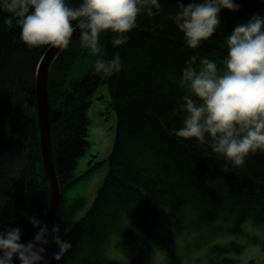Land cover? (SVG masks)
<instances>
[{
	"label": "trees",
	"instance_id": "obj_1",
	"mask_svg": "<svg viewBox=\"0 0 264 264\" xmlns=\"http://www.w3.org/2000/svg\"><path fill=\"white\" fill-rule=\"evenodd\" d=\"M69 2L75 6L79 0ZM161 3L163 10L159 15L149 17L142 12L137 16V25L123 45H112L114 34L110 31L100 34L103 57L118 55L122 59L123 67L118 73L105 77L94 72L93 64L70 86L64 83L58 92L59 85L52 90L58 83L56 79L68 68L72 54L77 49L83 51L78 39L61 52L51 69L52 143L63 192L74 184L76 167L88 146L89 108L95 91L103 83L108 84L117 120L103 184L85 215L69 230H60L63 239L73 247L57 261V244L52 240L47 244L44 255L50 264H123L106 258L104 249L109 236L120 230L124 212L133 214L141 237L138 252L129 264H140L153 245L172 240V230L162 218L163 206L175 221L182 220L185 207L195 209L200 222L205 224L232 217L236 221L230 227L232 231L240 232L249 217L264 223V151L249 154L243 166L225 172L223 157L212 152L207 144L174 132L182 126L183 118L177 108L186 91L179 83L185 61L196 54L219 63L227 52L224 36L235 24L221 20L222 27L212 37L191 49L169 18L178 0ZM253 3L254 0L241 1L240 22L253 15ZM16 19L0 0V230L20 226L21 239L28 240L38 230L28 217H41L39 206L45 191L49 197V185L37 108L34 115H29L24 107L28 102L37 106V66L49 45L28 47L21 39ZM78 41L77 49L71 47ZM39 164L43 179L37 174ZM239 247L232 242L216 245L214 250L223 252ZM218 264L236 261L225 257ZM249 264L260 263L252 259Z\"/></svg>",
	"mask_w": 264,
	"mask_h": 264
},
{
	"label": "clouds",
	"instance_id": "obj_2",
	"mask_svg": "<svg viewBox=\"0 0 264 264\" xmlns=\"http://www.w3.org/2000/svg\"><path fill=\"white\" fill-rule=\"evenodd\" d=\"M176 6L169 18L183 33L185 45L197 49L222 27L223 9L238 11L242 5L237 0H178ZM3 7L17 18L21 39L30 48L65 49L79 29L82 47L98 54L94 72L105 77L123 64L118 55L103 57L100 34L110 31L112 45H123L140 13L155 17L163 10L161 0H79L75 6L69 0H3ZM224 42L227 52L219 63L196 54L185 61L179 83L186 91L177 108L182 126L174 132L207 144L223 157L222 168L228 172L243 166L249 154L264 151V14L235 24ZM28 219L38 230L26 243L20 226L0 230V264H14L15 259L19 264H50L44 255L50 240L58 246L57 261L73 247L59 225L50 231L36 215Z\"/></svg>",
	"mask_w": 264,
	"mask_h": 264
},
{
	"label": "rangeland",
	"instance_id": "obj_3",
	"mask_svg": "<svg viewBox=\"0 0 264 264\" xmlns=\"http://www.w3.org/2000/svg\"><path fill=\"white\" fill-rule=\"evenodd\" d=\"M241 1L237 0L238 3H241ZM252 12L253 14H264V0H254ZM220 19L232 24L240 22L238 11L226 8L221 11ZM79 43L78 41L75 46L71 47L77 49ZM48 48L44 54L48 51ZM60 56L61 53L55 57L51 69ZM96 56L90 49L84 48L83 51L77 49L76 53L74 52L71 56L68 68L65 71L63 70V75L61 74L62 76L60 75L56 79L57 85L54 84L51 87L52 90H56L59 85L58 92L62 84L66 83V86H70L71 81L78 80L86 74L94 64ZM92 101L89 111L92 113L93 120L90 121L91 125L89 124L88 146L76 167L75 173L77 174L74 176V184L72 183L73 185L64 192L61 189L63 201L60 202L59 219L57 217V225L61 228L60 230H69L90 209L109 170L107 158L114 146L117 115L112 105L111 92L107 83L99 85ZM36 108L38 113V105L35 107L28 102L24 107V111L29 115H34ZM93 125H95V129L91 130ZM85 159L88 160L86 166H84ZM39 166L37 174L39 178H42L44 174L41 164ZM45 193L46 191L39 206L41 217L37 214L41 221L47 216L46 210H48V197L45 196ZM163 208L162 218L166 224L165 226L172 230V240L166 244L157 243L146 254L141 253L144 255L140 264H218L225 257L234 258L236 264H249L252 259L264 264V223H257L249 217L242 223V230L238 232L230 230V227L236 224L232 217L228 220L217 219L211 224H205L200 222L198 212L195 209L185 207L182 220L175 221L170 216L167 207L163 206ZM133 221V214L123 213L120 230L117 229L107 240L104 249L106 258L117 259L123 264H129L134 259L138 252L137 248L141 237ZM32 227L34 226L32 225ZM232 242L238 243L239 249L231 248L228 251L223 250V252L214 250L216 245L224 246ZM142 243L145 244V241H142ZM47 246L49 245H45V247ZM15 264H18V262Z\"/></svg>",
	"mask_w": 264,
	"mask_h": 264
},
{
	"label": "water",
	"instance_id": "obj_4",
	"mask_svg": "<svg viewBox=\"0 0 264 264\" xmlns=\"http://www.w3.org/2000/svg\"><path fill=\"white\" fill-rule=\"evenodd\" d=\"M79 35H80V30L79 29L74 30V35L70 41V44L75 40L79 39L80 38ZM63 50L64 49H59L57 46H50L48 48V51L42 57L37 72L38 125L40 132L43 166L48 180L49 192H50V202H49L50 204L48 205L47 216L44 223L47 224L50 231L57 221V217L60 209L61 186L55 167L54 153H53L52 128H51L50 103H49V74L53 60ZM28 241H25V243Z\"/></svg>",
	"mask_w": 264,
	"mask_h": 264
},
{
	"label": "crops",
	"instance_id": "obj_5",
	"mask_svg": "<svg viewBox=\"0 0 264 264\" xmlns=\"http://www.w3.org/2000/svg\"><path fill=\"white\" fill-rule=\"evenodd\" d=\"M92 102H93V101H92ZM90 106H91V105H90ZM91 116H92V113L89 111L90 121L92 122L93 119H92ZM91 122H90V125H91ZM95 125H96V124H95ZM95 125H93V128H92L91 130H94V129H95V127H94ZM91 149H92V148H91ZM92 153H93V152H92ZM89 157H90V155H89ZM87 158H88V156H87ZM84 161H86V163L84 164V166H86L88 160L85 159ZM80 162L82 163L83 161H80Z\"/></svg>",
	"mask_w": 264,
	"mask_h": 264
},
{
	"label": "bare ground",
	"instance_id": "obj_6",
	"mask_svg": "<svg viewBox=\"0 0 264 264\" xmlns=\"http://www.w3.org/2000/svg\"><path fill=\"white\" fill-rule=\"evenodd\" d=\"M49 202H50V192H49V197H48V205L50 204Z\"/></svg>",
	"mask_w": 264,
	"mask_h": 264
},
{
	"label": "flooded vegetation",
	"instance_id": "obj_7",
	"mask_svg": "<svg viewBox=\"0 0 264 264\" xmlns=\"http://www.w3.org/2000/svg\"><path fill=\"white\" fill-rule=\"evenodd\" d=\"M16 262H19V260H18V259H15V260H14V264H15Z\"/></svg>",
	"mask_w": 264,
	"mask_h": 264
}]
</instances>
